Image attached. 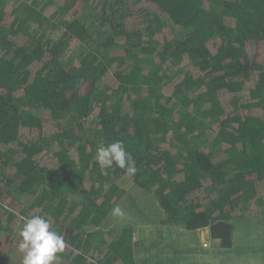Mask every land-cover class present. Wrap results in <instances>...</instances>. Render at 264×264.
Instances as JSON below:
<instances>
[{
	"label": "trees",
	"instance_id": "1",
	"mask_svg": "<svg viewBox=\"0 0 264 264\" xmlns=\"http://www.w3.org/2000/svg\"><path fill=\"white\" fill-rule=\"evenodd\" d=\"M118 140L134 176L95 160ZM136 188L225 249L264 223V0H0V264L36 215L54 264H138L133 225L99 229Z\"/></svg>",
	"mask_w": 264,
	"mask_h": 264
},
{
	"label": "rangeland",
	"instance_id": "2",
	"mask_svg": "<svg viewBox=\"0 0 264 264\" xmlns=\"http://www.w3.org/2000/svg\"><path fill=\"white\" fill-rule=\"evenodd\" d=\"M117 205L123 210L124 216L115 217L110 213L104 218L99 229L107 231L113 226L126 223L133 225L135 228L134 238L138 247L135 254L139 264L145 259L149 260L152 257L150 254L153 255L155 252L152 250L153 247L165 244L166 238L169 249L174 245L178 250L186 252L183 255V252H179L182 255L179 258H184V263L264 264V223L257 217L236 220L233 245L225 249L220 246L219 242L206 237L205 230L202 232L204 240H199L196 243L194 237H197L195 233L198 234L199 230L198 232H189L180 226L160 224L159 207L151 202L145 190L130 189L115 206ZM149 244H151V250L147 249ZM154 259L157 260L155 257Z\"/></svg>",
	"mask_w": 264,
	"mask_h": 264
},
{
	"label": "clouds",
	"instance_id": "3",
	"mask_svg": "<svg viewBox=\"0 0 264 264\" xmlns=\"http://www.w3.org/2000/svg\"><path fill=\"white\" fill-rule=\"evenodd\" d=\"M95 160L102 170L115 165L124 169L128 176H134L137 172L135 162L125 150L123 141L98 147ZM111 214L115 217L124 216L118 205L112 209ZM19 236V248L24 253L22 264H54L58 253H62L68 246L64 237L52 229L51 221L40 215L25 217Z\"/></svg>",
	"mask_w": 264,
	"mask_h": 264
},
{
	"label": "crops",
	"instance_id": "4",
	"mask_svg": "<svg viewBox=\"0 0 264 264\" xmlns=\"http://www.w3.org/2000/svg\"><path fill=\"white\" fill-rule=\"evenodd\" d=\"M198 230H199V232H198ZM198 230H193V231L188 230L189 232H198V234L195 233L197 237H194L196 243L199 240L200 241L204 240V236L202 235L203 230H205L204 232L207 233L206 237L208 236L209 239L211 238L209 235V232L206 228L198 229ZM134 240H135V238H134ZM149 241H150V239H149ZM215 241H217V240H215ZM135 244H137L136 240H135ZM138 245H140V243H138ZM137 248L138 247H136V249ZM136 249H135V252H136ZM147 249L151 250V244H149ZM152 250L155 251L153 255L150 254V257L152 256L151 258H153V259L151 260V258H150L149 260L148 259L146 260L144 255H143V260L144 259L145 260L141 264H189V263H184V261H185V260H183L184 258H182V257L179 258L180 256H182L183 254L186 253L185 251L178 250V248L174 245L171 249H169V246L167 244V238L165 239V244H161L158 247H153ZM147 252H150V251H147ZM179 252H183L182 255ZM135 257L137 258L136 254H135ZM139 257L141 258V254L139 255ZM154 257L157 258V260L154 259ZM137 263H138V261H137Z\"/></svg>",
	"mask_w": 264,
	"mask_h": 264
}]
</instances>
